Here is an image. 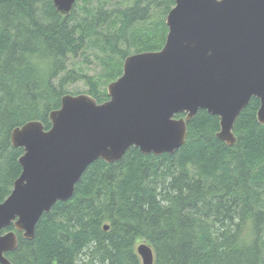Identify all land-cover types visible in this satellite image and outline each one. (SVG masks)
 Here are the masks:
<instances>
[{
	"label": "trees",
	"instance_id": "obj_1",
	"mask_svg": "<svg viewBox=\"0 0 264 264\" xmlns=\"http://www.w3.org/2000/svg\"><path fill=\"white\" fill-rule=\"evenodd\" d=\"M174 2L75 0L63 15L52 0H0V202L21 172L12 129L29 120L48 129L62 95L79 93L65 85L80 79L85 93L105 101L103 84L121 75L126 56L163 46ZM86 51L98 75L69 68ZM258 107L251 97L236 117L233 145L217 138L218 117L199 109L173 153L131 146L116 162L92 161L72 196L40 216L32 239L17 232L10 264H141L138 239L151 246L154 264H264Z\"/></svg>",
	"mask_w": 264,
	"mask_h": 264
},
{
	"label": "water",
	"instance_id": "obj_2",
	"mask_svg": "<svg viewBox=\"0 0 264 264\" xmlns=\"http://www.w3.org/2000/svg\"><path fill=\"white\" fill-rule=\"evenodd\" d=\"M74 2L52 0L63 15ZM165 24L163 46L126 56L105 101L66 93L48 113V129L39 120L12 129L21 172L0 202V264H10L5 254L15 250L17 232L32 239L40 216L72 196L92 161L116 162L131 146L173 153L199 109L218 117L217 138L233 145L235 119L251 97L264 125V0H175ZM135 250L141 264H154L146 242Z\"/></svg>",
	"mask_w": 264,
	"mask_h": 264
},
{
	"label": "rangeland",
	"instance_id": "obj_3",
	"mask_svg": "<svg viewBox=\"0 0 264 264\" xmlns=\"http://www.w3.org/2000/svg\"><path fill=\"white\" fill-rule=\"evenodd\" d=\"M85 55L88 57V59L84 58ZM85 55L81 54V55H78L75 59H73L69 63V68H74L76 71H78L80 73H86V74L88 73L91 75H98L100 68H99L96 60L94 59L92 51L91 52L86 51ZM106 86H107V84H103V88H106ZM65 89L69 90V92H73V93H75V92L85 93L87 86H86L85 81L80 79V80L68 83L67 85H65ZM141 242H145V241L143 239L137 240V242L135 244V249Z\"/></svg>",
	"mask_w": 264,
	"mask_h": 264
}]
</instances>
